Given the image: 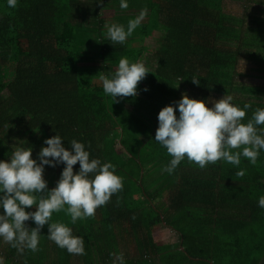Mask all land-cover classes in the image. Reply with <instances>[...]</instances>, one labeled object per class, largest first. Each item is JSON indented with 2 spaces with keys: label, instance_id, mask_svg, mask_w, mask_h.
<instances>
[{
  "label": "trees",
  "instance_id": "16d2710c",
  "mask_svg": "<svg viewBox=\"0 0 264 264\" xmlns=\"http://www.w3.org/2000/svg\"><path fill=\"white\" fill-rule=\"evenodd\" d=\"M127 2L121 9L120 0H103L86 17L78 14L82 0H17L15 7L0 0V160L14 145L32 147L37 159L58 132L65 147L84 143L90 158L111 162L123 180L92 217L72 224L67 206L53 213L51 222L84 238V255L48 240L45 225L35 252L0 240V264H112L113 254L125 264H264V152L255 165L242 157L240 168L218 161L201 169L185 159L169 174L163 168L172 157L154 141L159 111L185 93L210 102L231 95L240 108L250 105L244 123L264 108V0H244L234 15L228 0ZM142 9L145 18L123 44L107 38L106 24L127 29ZM104 10L114 16L102 17ZM157 32L160 47L150 52L145 44ZM122 57L144 61L149 73L135 97L115 101L100 77ZM63 167L45 166L49 189ZM162 227L178 241L155 237Z\"/></svg>",
  "mask_w": 264,
  "mask_h": 264
},
{
  "label": "clouds",
  "instance_id": "9594fccd",
  "mask_svg": "<svg viewBox=\"0 0 264 264\" xmlns=\"http://www.w3.org/2000/svg\"><path fill=\"white\" fill-rule=\"evenodd\" d=\"M8 7H15L17 0H7ZM98 4H103L99 0ZM127 0H120L121 9L128 8ZM147 14L142 9L139 16L129 20L127 29L120 24H106L107 38L115 44H123L140 26ZM148 70L140 62L128 58L119 60L117 69L110 76L101 75L103 91L112 98L135 97L139 82L146 78ZM194 84L199 85L195 79ZM147 91V89H145ZM211 103V107L206 106ZM250 105L243 108L233 104L231 95L217 101L191 99L185 93L179 101L163 107L158 113V127L154 141L166 149L172 159L163 171L172 174L182 161L197 164L201 169L218 161L240 168L241 158L255 165L264 152V108L257 107L247 123L243 120ZM178 112V116H177ZM57 132L44 140L37 159L32 158V147L13 146L7 160H0V240L23 252L37 251L40 232L48 226V240L72 255L85 254V240L73 234L65 223L51 222L53 213L65 210L71 223L95 215L96 209L106 205L111 197L122 190V177L116 174L111 162L90 158L84 143L72 139L63 143ZM79 169L74 171V166ZM63 165L60 178L49 189L44 179L45 166ZM237 175L243 177L245 169ZM258 207L264 209V196L258 199ZM35 211H27V209ZM26 221L35 227L29 228ZM112 264H125L122 254H113Z\"/></svg>",
  "mask_w": 264,
  "mask_h": 264
},
{
  "label": "rangeland",
  "instance_id": "374dc122",
  "mask_svg": "<svg viewBox=\"0 0 264 264\" xmlns=\"http://www.w3.org/2000/svg\"><path fill=\"white\" fill-rule=\"evenodd\" d=\"M86 2H88L89 4ZM243 2L244 0H228L229 13H231V15L239 13L241 10V3ZM98 3H99V0H82L81 6L83 9L80 12H78V14H81V15L84 14L86 17L88 16L93 17L94 15L87 14V12L90 10L99 9L100 4ZM113 16H114L113 11L104 10L102 12V17L104 18L105 17L111 18ZM161 39H162V33L157 32L152 39L146 42L145 45L147 46L149 51L152 52L160 47L159 44H160ZM148 54L150 55V53ZM142 62L145 63L144 61ZM262 84L264 85V83ZM155 237L166 238L167 241H170L172 243H176L178 241V237L166 227H162L161 231L156 233Z\"/></svg>",
  "mask_w": 264,
  "mask_h": 264
}]
</instances>
